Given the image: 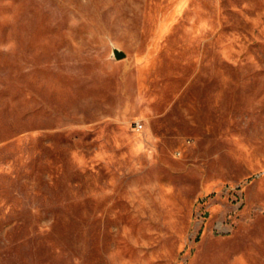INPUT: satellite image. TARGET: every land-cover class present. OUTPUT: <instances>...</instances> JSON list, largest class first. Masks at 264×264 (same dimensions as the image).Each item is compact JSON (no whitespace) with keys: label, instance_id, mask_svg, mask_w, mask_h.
I'll list each match as a JSON object with an SVG mask.
<instances>
[{"label":"rangeland","instance_id":"374dc122","mask_svg":"<svg viewBox=\"0 0 264 264\" xmlns=\"http://www.w3.org/2000/svg\"><path fill=\"white\" fill-rule=\"evenodd\" d=\"M0 264H264V0H0Z\"/></svg>","mask_w":264,"mask_h":264},{"label":"water","instance_id":"95a60500","mask_svg":"<svg viewBox=\"0 0 264 264\" xmlns=\"http://www.w3.org/2000/svg\"><path fill=\"white\" fill-rule=\"evenodd\" d=\"M124 53L123 52H121V51H119V50H117V49H114L113 50V57L116 59V60H120V59H122V58H124Z\"/></svg>","mask_w":264,"mask_h":264},{"label":"built area","instance_id":"2783aa9c","mask_svg":"<svg viewBox=\"0 0 264 264\" xmlns=\"http://www.w3.org/2000/svg\"><path fill=\"white\" fill-rule=\"evenodd\" d=\"M134 129H135L136 131H142V130H143V124H141L140 122H136V123L134 124Z\"/></svg>","mask_w":264,"mask_h":264}]
</instances>
